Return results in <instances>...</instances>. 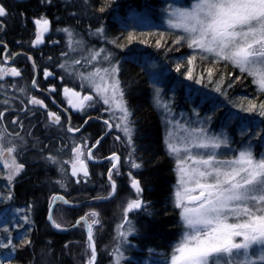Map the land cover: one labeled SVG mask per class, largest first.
I'll use <instances>...</instances> for the list:
<instances>
[{
    "label": "snow or ice",
    "instance_id": "1",
    "mask_svg": "<svg viewBox=\"0 0 264 264\" xmlns=\"http://www.w3.org/2000/svg\"><path fill=\"white\" fill-rule=\"evenodd\" d=\"M108 2L109 0H105L96 11L104 13ZM87 3L88 0H85V5ZM163 11L166 32L158 31L155 35L130 32L127 36L122 34L121 37L109 38L101 24L94 30L89 26L88 35L95 36L113 49L126 46L119 43L121 38L130 44L138 36L153 37L152 46L164 51L165 55L186 47L192 54L185 56L183 62H175L177 73L183 68L182 75L187 80L205 88L211 87L212 92L225 99H228V90L242 78H251L257 95L251 99L244 97L234 106L240 107L243 112L264 117V99L261 98L264 97V0H188L186 4L168 3ZM11 14L3 0H0V31L6 30L3 19ZM33 23L36 32L31 44L35 46L44 43L51 21L42 14L34 18ZM56 31L63 32L68 38V51L60 53L63 62L56 66L63 70L70 82L73 79L78 82L77 87L80 89L78 91L76 87L65 84L62 88L63 96L72 108L87 118L81 125L73 127L68 108L62 109V113L67 114L64 116L61 112L50 110L44 99L28 94L26 87L10 85L25 94L26 99L20 100V108H15L11 99L6 98L3 101V110H0V163L4 169L0 171V177L6 181L5 189L0 190V200L14 199V186L26 172V163L20 162L19 158L28 144L26 136L31 133L25 132V135H21V132L27 127L35 126L26 125L25 121L30 117L34 120L39 110L45 113V128L55 127L63 132V136L58 138L68 141L61 144L57 154L49 151L47 156L42 157L58 166L61 179L56 183L63 189L68 188L69 168L70 178H75L76 184L89 180L88 162L99 159L94 155L93 149L100 151L103 141L113 134L114 129H118L122 136L115 135L113 139L122 145L126 155L122 161V155L110 149V155L102 157L110 164L106 172L110 190L106 196L94 199L108 201L115 198L118 194V180L127 179L130 188L134 190L135 198H126V205L122 208L121 222L116 225V236L111 250L112 264H123V248L130 244L128 237L137 231L129 213L139 210L148 216L153 215L151 202L143 199L145 189L142 182L131 171L142 169L144 161L143 157L137 156L136 121L120 79L123 64L117 59L116 53L107 47H88L83 36L71 26L58 28ZM52 43L55 45L58 41ZM140 43L147 44L149 40L143 38ZM0 46L4 51L0 62V80L7 76L21 77V69L8 66L9 61L15 63V58L20 53L9 54L4 41H0ZM77 52L81 53L79 58L69 59L70 53ZM85 52L86 55L83 54ZM27 59L32 61L35 70L37 66L33 57L29 55ZM48 59L52 60V57L49 56ZM205 61L208 66H204ZM198 62L202 65L199 72L196 71ZM156 66L155 62L148 60L144 65L145 69H154ZM228 67L233 71H225ZM55 75L56 73L47 68L43 70L45 81ZM150 76L153 74L150 73ZM60 80L64 81L65 76H60ZM31 85L39 88L35 78L31 80ZM152 88L154 105L161 110L163 116L165 150L173 160L176 176L171 201L174 211L178 212L179 234L170 245L171 251L165 255V264H264V151H257V144L264 149V128L253 133L255 143L249 140L238 148H233L232 140L226 132L217 134L210 131L211 116L201 118L200 112L193 109L192 115L196 117L194 122L190 117H185L184 113H180V118L177 119L173 103L163 98V90L155 84ZM0 91L7 97V88L4 85H0ZM41 92L53 97L57 89L54 84H50L41 89ZM204 100L214 101L215 97L203 93L202 102ZM97 103L109 114L108 119L88 114L95 109ZM51 104L59 107L54 98L51 99ZM93 119H100L105 125V131L98 137L82 133L84 126ZM259 123L264 125V120ZM10 127L13 128L12 131H9ZM16 128L20 131H16ZM77 133L81 134L79 140L75 136ZM35 139L39 144V139ZM69 148L71 159H62L65 149ZM40 151L44 152L45 149L41 148ZM123 163L130 169L126 177L121 172ZM58 202L63 205L72 203L64 195L52 194L48 201L47 221L55 229L67 231L68 228L53 214V206ZM34 206L28 204L25 209L18 210L24 212L22 219L28 224H34L28 215ZM81 224L86 229L84 264H97L94 229L95 226L103 228L101 213L92 209L80 216L71 227L76 228ZM19 226L17 223V227ZM10 232V224L6 223L5 227L0 228V233L5 234L4 238L7 239V243L0 239V248H26L34 243L26 234L21 243L15 245ZM70 243L72 242L69 241Z\"/></svg>",
    "mask_w": 264,
    "mask_h": 264
},
{
    "label": "trees",
    "instance_id": "2",
    "mask_svg": "<svg viewBox=\"0 0 264 264\" xmlns=\"http://www.w3.org/2000/svg\"><path fill=\"white\" fill-rule=\"evenodd\" d=\"M171 0H109L106 11H96L105 0H64V9H55L51 16L57 28L54 34L64 35V39L58 41L64 45V51H68L67 36L56 29L71 26L83 36L88 47H107L116 53L123 68L120 75L122 86L126 92V99L133 110L136 120L137 156L143 157L144 167L135 170L142 182L145 191L143 196L151 202L152 216L143 211L135 213L132 217L136 224V235L129 238L130 245L123 248V264H165V255L171 251L179 234L178 212L172 206V193L175 182L173 160L167 155L164 146L165 126L163 117L156 109L153 101V88L155 84L163 90L165 100L173 103V111L177 114L184 113L185 117L196 109L200 117L211 116L209 125L212 133L226 132L232 140V147L238 148L249 140L255 143L253 133L260 132L264 125L259 122L264 120L256 113L243 112L240 107L234 106L242 98L249 99L257 95V89L252 84L251 78H242L232 89L228 90V99L212 92L211 87L205 88L201 84H194L187 80L182 73L175 71V62H183V58L191 55L186 47L179 51H171L165 55L164 51L152 46L153 37H139L132 43L121 38L119 43L126 45L121 49H113L111 45H104L102 40L95 36H89V26L94 30L101 24L105 27L109 38L127 36L130 32L153 33L166 32L164 8ZM177 4H186L188 0H172ZM60 0H51L58 4ZM52 8V7H51ZM137 14L148 17L144 21L136 19ZM20 18V17H18ZM147 20V21H146ZM141 21V22H140ZM79 38V36L77 37ZM147 38L149 43H140V39ZM170 43V41H169ZM86 55L87 53H83ZM81 53H70L69 59L79 58ZM146 60L155 62L156 68L145 69ZM208 66V62H204ZM198 62L196 71L201 70ZM223 68V65L220 66ZM225 71H233L231 67ZM150 73L153 76H150ZM239 75V73H236ZM199 90V92L197 91ZM203 93H209L215 97L214 101L204 100ZM264 99V97H261ZM229 101H232L230 103ZM218 105V107H214ZM196 126V125H195ZM243 134V135H242ZM257 151H264L257 144ZM231 154V153H229ZM26 156V154H25ZM24 156L19 158L23 160ZM26 172L18 179L14 186L15 197L13 200H0V228L11 225L10 235L13 244L19 245L27 234L33 240V244L26 248L13 249L0 248V262L3 264H84L83 255L86 233L83 227L68 232H58L47 221L48 201L52 194L61 192L70 201L77 203L92 196H106L110 190L105 175L106 171L101 167H90V178L80 184L68 179V188H60L56 181L61 178L54 166L44 164L37 157V153L28 154ZM57 174V176H56ZM61 175V174H60ZM0 190L5 189L6 182L0 177ZM122 181V182H121ZM121 182V183H120ZM118 194L108 201L95 200L80 208H72L59 204L54 209L56 219L70 226L75 220L95 209L101 213L103 228L95 226L94 233L99 259L97 264H112L111 250L114 241L109 238L115 235L116 225L121 222L122 208L126 198L132 197L133 190L120 180ZM129 189V190H128ZM131 192V193H130ZM28 204H34V209L28 215L34 224L26 223L22 217ZM17 223L20 225L17 227ZM5 234L0 233V239L7 243ZM115 237V236H114ZM69 241L72 243L69 244ZM79 242V243H77ZM65 245H68L65 247ZM163 259V260H162Z\"/></svg>",
    "mask_w": 264,
    "mask_h": 264
},
{
    "label": "flooded vegetation",
    "instance_id": "3",
    "mask_svg": "<svg viewBox=\"0 0 264 264\" xmlns=\"http://www.w3.org/2000/svg\"><path fill=\"white\" fill-rule=\"evenodd\" d=\"M3 2L12 14L9 15L7 18L3 19V23L6 26V30L0 31V41H4L7 44L9 54L20 53V55L15 58V63L13 64L12 61H9L8 66H15L18 69H21L22 76H7L4 79L0 80V85H4L7 88V97L4 95L3 91H0V110H3V101L6 98L11 99L12 104L15 108H20V100L26 99L25 94L20 93L17 88H13L10 86L12 84H16L18 87H26L28 89V94L37 95L38 98L44 99L45 102L49 104V108L52 111L61 112L62 115L66 116L67 114L62 113V109L68 108L70 114L72 115L73 127L81 125L83 123V120L87 117L79 113L76 109L72 108V106L67 103V98H65L62 93V88L65 84H67L69 87H76L79 91L80 89L77 87L78 82H76L74 79L70 82L69 78L63 72V70L56 66L58 63L63 62V60L60 58V53L64 51V45L62 43L60 44L59 42L55 45L52 43V41H60L61 39H64V35L57 36L53 33L55 28L57 27L55 26L54 21L51 19V16L53 14L51 12L55 11V9H64V0H60L58 4H53L50 7L49 5L51 3H48V0H3ZM42 14L46 15L51 21V28L48 33H45L44 43L33 46L31 44V41L35 39L36 32V27L33 23V19L38 18ZM3 55V47L0 46V62H2ZM29 55L32 56L35 60L37 66L35 70L32 67V61L27 59V56ZM49 56L52 57V60L48 59ZM45 68L56 73L55 76L49 78L47 81H45L43 77V70ZM60 76H65V80L61 81ZM33 78L38 81L39 88L32 87L31 80ZM50 84H54L57 89V92L54 94L53 97H49L48 93L41 92V89L48 87ZM16 97H19V99H15ZM52 98L56 100L57 105H59V107L51 104ZM88 114L93 117L100 116L103 117V119L109 118V114L104 112L103 107L100 103H97L95 109L90 111ZM45 123L46 118L43 110L38 111L37 117L34 120L30 117L29 120L25 121L26 125L32 124L35 126L27 127L24 132H21V135H25V132H30L31 135L26 136L28 144L25 147V151L22 153L24 159L20 160V162L26 163V161L28 160V154H33V152H36L37 157L42 163L45 161L48 166H54L56 171L59 172L57 165L49 163L42 157L47 156L49 154V151H51L52 154H57V150L61 147V144L68 143V141L66 139L62 141L58 138L63 136L62 131H58L55 127L45 128ZM12 130L13 128L10 127L9 131ZM15 130L20 131L19 128H16ZM104 131L105 125L100 119H93L89 121V124L85 125L82 129L83 134L91 135L93 137H98L99 135L103 134ZM80 135L81 134L79 133L75 134L77 140H79ZM115 135L122 136L118 129H114L113 134L108 136L103 141V146L100 148V151H96V149H93L94 155L99 159L89 160V171H91L90 166L93 165L95 167L99 166L107 172V168L110 167V164L104 159H102V157L110 155V149L118 151L122 155L123 161V157L124 155H126V150L122 147L120 143L114 142L113 137ZM35 138L39 139V144H37ZM41 148H44L45 151L41 152ZM62 159H71L70 148L65 149L62 155ZM45 162L44 164H46ZM27 164L28 162L26 163V165ZM129 170L130 169L128 165L126 163H123L121 167V172L125 175V177ZM131 171L133 172V175H137L134 169ZM57 178H61V175L59 174ZM137 178L139 177L137 176ZM70 180L71 182L75 183V178H70ZM123 181L127 184V187H130V182L127 181V179H123ZM119 182L120 180L117 181V183ZM55 194L63 195L61 192ZM132 196L135 195L132 194ZM94 197H98V195L92 196L91 198ZM143 199L145 200L144 196Z\"/></svg>",
    "mask_w": 264,
    "mask_h": 264
},
{
    "label": "rangeland",
    "instance_id": "4",
    "mask_svg": "<svg viewBox=\"0 0 264 264\" xmlns=\"http://www.w3.org/2000/svg\"><path fill=\"white\" fill-rule=\"evenodd\" d=\"M170 2H173L172 0L170 1ZM135 18L136 19H139V20H141V21H144L145 19H148V17L147 16H145L144 14H137L136 16H135ZM140 21V22H141ZM147 21V20H146ZM165 25H167L166 23H165V21L163 22ZM81 70H84V69H81ZM164 98V97H163ZM157 109V108H156ZM158 111H159V113L161 114V116H162V112H161V110H159V109H157ZM163 117V116H162ZM188 117H190L191 118V120L194 122L195 120H196V117L195 116H193L192 114L190 115V116H188ZM195 126V125H194ZM0 171H4V169H3V166H2V163H0ZM1 181V180H0ZM4 182H6L5 180H3L2 181V183H4ZM175 183H176V176H175V182H174V185H175ZM173 191H174V187H173ZM133 195H134V191H133V193H132ZM84 200V199H83ZM126 202L127 201H125V203H124V205H123V207L126 205ZM89 204H91V202H89L88 203V205ZM86 205V204H85ZM135 213H137V211L136 212H133V213H129V217L132 219V217H134L135 216ZM81 227H83V225H80ZM83 229H84V227H83ZM85 230V229H84ZM132 235H136L135 233H133ZM132 235H130L129 237H128V239L131 237L132 238ZM114 236H116V229H115V235H112L110 238H109V240L111 239L112 241H114ZM130 245V244H129ZM97 251H98V248H97ZM255 252H256V247L254 246V248H253V253L255 254ZM98 257H99V251H98ZM163 260V259H162Z\"/></svg>",
    "mask_w": 264,
    "mask_h": 264
},
{
    "label": "water",
    "instance_id": "5",
    "mask_svg": "<svg viewBox=\"0 0 264 264\" xmlns=\"http://www.w3.org/2000/svg\"><path fill=\"white\" fill-rule=\"evenodd\" d=\"M66 198V197H65ZM67 199V198H66ZM85 202H81V203H79V204H75V203H71V204H69V206H71V207H73V208H77V207H79V206H81L82 204H84ZM55 206V205H54ZM54 206H53V208H54ZM50 223V222H49ZM51 225V224H50ZM52 228H54V227H52ZM55 229V228H54ZM73 228L72 227H70V228H68V230L67 231H60V230H57V229H55L56 231H58V232H68V231H70V230H72ZM85 231H86V229H85ZM98 260V259H97Z\"/></svg>",
    "mask_w": 264,
    "mask_h": 264
}]
</instances>
